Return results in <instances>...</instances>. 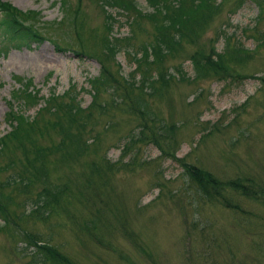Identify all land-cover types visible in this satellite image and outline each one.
<instances>
[{
  "label": "rangeland",
  "instance_id": "374dc122",
  "mask_svg": "<svg viewBox=\"0 0 264 264\" xmlns=\"http://www.w3.org/2000/svg\"><path fill=\"white\" fill-rule=\"evenodd\" d=\"M2 1L39 12L26 23L42 40L28 47L0 42V183L22 179L0 188L8 214L7 222L0 214V264H33L44 258L35 247L41 245L55 254L39 264H264V0L259 15L250 0H215L204 29L161 62L139 66L134 58L151 41V22L132 10H108L118 52L106 65L117 85L92 99L87 79L103 61L99 1ZM135 1L142 13L149 10ZM224 35L248 56L230 66L229 77L193 78L189 55L212 45L221 50ZM174 67L186 78L155 82L152 91L123 81L142 72L176 74ZM13 76L61 101L54 113L25 111L27 139L13 137L3 120L5 100L19 84ZM69 97L81 109L80 138L58 150L62 132L51 122L58 116L65 125ZM33 144L44 149L36 159ZM78 145L85 146L80 153ZM182 162L219 181L220 193L203 194ZM234 183L243 191L226 185ZM53 186L62 188L55 209L34 211L42 189Z\"/></svg>",
  "mask_w": 264,
  "mask_h": 264
},
{
  "label": "trees",
  "instance_id": "16d2710c",
  "mask_svg": "<svg viewBox=\"0 0 264 264\" xmlns=\"http://www.w3.org/2000/svg\"><path fill=\"white\" fill-rule=\"evenodd\" d=\"M64 1L65 0H59V3H62V7L65 5ZM98 1L105 14V32L100 37L99 41L103 61H100L97 74L87 79V91L91 99L99 90L105 91L108 89L115 91L117 85V82L111 77L106 65V62L113 60L118 52V40L112 36V23L114 20L108 10L117 8L126 12L132 10L136 12L137 18L145 17L151 22L153 28L151 41L141 44L139 46L141 49V55L138 58H134L136 66H139L141 62H144L147 65L149 63L153 64L161 62L166 55H169L176 49V47H179L183 41H188L195 31L204 29V27L207 26V22L213 14L214 9L219 5V2H215V0H144L149 10L146 13H142L137 9V3L135 0ZM250 1H252L257 7L258 15L263 12L260 0ZM39 17L41 18L39 12L19 11L11 4L0 0V42H7L9 45L15 47H28L35 41L42 40V38H39L37 35L36 31L31 28V24L26 23L33 22ZM22 20H24L26 24H24ZM133 21H135V18ZM261 40H264V36L261 37ZM235 41V43L229 44L228 36L224 35L221 50H216L212 45L207 52L203 51L201 48L193 51L188 57L193 69V78H201L210 74H214L221 78H225L226 76L229 77L227 72L229 71L230 66L233 63L242 61L248 56V51L243 48L237 40ZM173 70L178 76L175 73L172 74L171 72L168 73L166 71H158L154 76L142 72L138 79L131 77L130 79H124L123 81L129 88H138L141 90L142 87L144 89L149 88L150 91H152L155 82L160 81L165 83L167 79L174 76H176L178 80L186 78L185 74H182L177 67H174ZM13 77L19 84L18 88L10 91L8 99L5 100L7 108L3 120L8 124L11 130L10 134L13 137L19 138V135L22 134L21 137L27 139L30 134L29 131L31 125L28 123L29 115H25V111L37 107L34 111L35 115H40L44 110L48 113H54L55 108H61V105L58 104L61 101L57 100V94H54L53 92H50L47 97L39 95V89L33 87L30 79H24L19 76ZM258 79H260L261 83L264 85V77ZM69 96L74 97V93ZM72 97H69V101L62 105V120L65 122V125L61 123L58 116H56V120L51 122L52 126H60V131L62 132L61 138L55 146V149L58 148V150L65 148V141L73 144L72 141L78 143V139L80 138L78 129L82 124L77 122L75 113L81 111V109L78 106V102H73ZM91 104L96 106L94 102H91L90 105ZM93 106L90 107L93 108ZM97 107H100V105ZM139 111L140 113L142 112L141 110ZM72 128H74V131L71 130ZM1 140L2 139L0 138V141ZM85 143L86 141H83L84 145ZM85 146L78 145L75 148V151L80 153V150ZM32 150L35 151V156H33V158L36 159L41 154L39 152H42L44 149L38 148L33 144ZM64 153L66 152H63V154ZM181 167L190 174L198 187L203 191V194L206 195L205 191L207 188L210 189L213 194L218 195L220 193L222 189L221 183L209 173L185 162L181 163ZM17 180L20 181L22 179L21 177L8 178L0 183V188L13 185ZM226 185L231 187V189H242L239 186L237 187L236 183ZM61 191L62 188L60 186L43 188L42 193L36 198L34 211L39 214H44V211L45 214L52 212L56 206L52 205L54 197L58 196L57 193ZM241 191H243V189ZM246 195L249 194L247 193ZM0 214L4 218V221L7 222L8 214L1 202ZM35 247L38 250H41L44 258L41 256V258L34 259L32 262L33 264H35V262L36 264L42 263L46 257H51V254H55L54 251L42 248L44 245Z\"/></svg>",
  "mask_w": 264,
  "mask_h": 264
}]
</instances>
